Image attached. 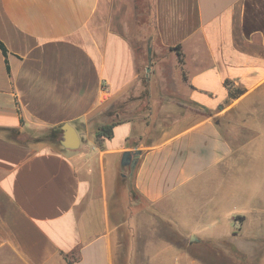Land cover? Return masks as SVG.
<instances>
[{
  "label": "crops",
  "instance_id": "0c3cea01",
  "mask_svg": "<svg viewBox=\"0 0 264 264\" xmlns=\"http://www.w3.org/2000/svg\"><path fill=\"white\" fill-rule=\"evenodd\" d=\"M129 4L145 8L146 50L132 42L126 0H0V264H117L120 231L135 229L138 211L167 213L208 170L232 165L233 130L264 132V115L243 109L264 93V0ZM142 67L161 88L175 72L184 91L172 101L211 114L190 111L168 132L152 113L122 110L142 99ZM226 79L245 92L229 98ZM110 117L112 135L98 143ZM65 123L75 149L60 144ZM51 129L58 140L41 139ZM125 151L139 152L133 169L120 165Z\"/></svg>",
  "mask_w": 264,
  "mask_h": 264
},
{
  "label": "rangeland",
  "instance_id": "374dc122",
  "mask_svg": "<svg viewBox=\"0 0 264 264\" xmlns=\"http://www.w3.org/2000/svg\"><path fill=\"white\" fill-rule=\"evenodd\" d=\"M126 1V18L132 42L138 50H146L145 39L140 38L146 30L145 8L139 7L135 12L129 4L130 0ZM135 14L140 19V28L135 24ZM163 78L167 85L161 88L154 83V80L160 79L157 73L140 68V88L137 94L142 99L131 102L133 96L128 97L126 102L122 101V110L127 109L128 114L139 111L152 113L154 125L161 119L160 126L168 132L172 131L173 125L180 124L184 115L187 116L190 111L208 116L204 113L208 108L203 105L188 102L182 107L172 101L177 98L178 90L184 91L183 87L176 86L175 72L167 69L163 72ZM161 92L170 97V102H150L144 99ZM260 94L258 101L244 104L243 109L255 110L264 115V93ZM161 112H169L170 115L164 118L165 115H159ZM123 117L127 115H121L120 118ZM217 120L223 122L224 118ZM235 132L233 130L229 136L233 146L232 165L208 170L204 174L206 177L202 176L200 191L188 194L189 198L185 197L182 201L174 197L170 200L167 213L163 211L160 214L156 209L140 210L134 216L135 229H121L122 255L118 257L117 264H173L176 258L182 264L191 260L201 264H215L204 250L206 246L226 256L238 255L245 264H264V132ZM198 243L204 244V249L193 251ZM192 252L198 254V259Z\"/></svg>",
  "mask_w": 264,
  "mask_h": 264
},
{
  "label": "trees",
  "instance_id": "16d2710c",
  "mask_svg": "<svg viewBox=\"0 0 264 264\" xmlns=\"http://www.w3.org/2000/svg\"><path fill=\"white\" fill-rule=\"evenodd\" d=\"M0 50L4 56H7L8 51H7L6 47L4 46V44L2 43L1 40H0ZM224 84H225L226 88L228 89L229 98L239 97L240 95H242L245 92L244 88L239 87V86H234L233 82L228 80V79H226L224 81ZM204 113H206L207 115H210L211 110L208 109V110L204 111ZM116 123L117 122L112 119L108 122L101 123L96 127L95 137H96V140L98 143H101V141L104 137H110L112 135V129ZM60 134H61L60 129H51L46 134H44L41 137V139L57 141L58 138L60 137ZM196 246H198V247H196ZM196 246L193 247V251L198 250V248L204 249V244L198 243V244H196ZM204 250H206L208 252V254L210 255V257L213 258V261L215 262V264H245V262L242 261L240 259V256H238V255H235L234 257L226 256L219 251L215 252L212 248L207 247V246L205 247ZM200 251L201 250H199V252ZM206 251H205V253H206ZM192 255H195L196 258L199 257L198 254H195L194 252H192Z\"/></svg>",
  "mask_w": 264,
  "mask_h": 264
},
{
  "label": "water",
  "instance_id": "95a60500",
  "mask_svg": "<svg viewBox=\"0 0 264 264\" xmlns=\"http://www.w3.org/2000/svg\"><path fill=\"white\" fill-rule=\"evenodd\" d=\"M62 136L60 144L64 148L75 149L80 145V137L76 129L69 123L61 126ZM139 152L125 151L122 153L120 165L121 167L130 166L132 169L135 167ZM194 237V236H192Z\"/></svg>",
  "mask_w": 264,
  "mask_h": 264
},
{
  "label": "built area",
  "instance_id": "2783aa9c",
  "mask_svg": "<svg viewBox=\"0 0 264 264\" xmlns=\"http://www.w3.org/2000/svg\"><path fill=\"white\" fill-rule=\"evenodd\" d=\"M173 264H182V263L176 258V259H174ZM186 264H201V263L198 261H195V260H191L190 262H188Z\"/></svg>",
  "mask_w": 264,
  "mask_h": 264
}]
</instances>
